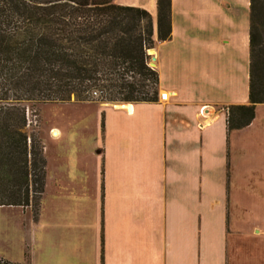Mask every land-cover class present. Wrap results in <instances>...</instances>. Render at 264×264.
<instances>
[{"label": "crops", "instance_id": "obj_1", "mask_svg": "<svg viewBox=\"0 0 264 264\" xmlns=\"http://www.w3.org/2000/svg\"><path fill=\"white\" fill-rule=\"evenodd\" d=\"M112 1L151 16L155 44L149 52L159 99L146 104L158 112L151 124L161 131L162 142L155 149L159 145L174 161L175 153L188 152L187 145L200 148L188 138L201 112L211 120L223 112L225 124L228 106L247 104L249 0H170V36L164 41H156L155 0ZM160 94L166 98L160 100ZM133 104L104 106L131 116ZM145 120H134V127L142 129ZM104 130L122 165L126 161L123 177L104 181L100 196L98 184L83 178L81 165L78 179L59 158L49 162L43 146L44 187L36 218L29 208L16 207L24 223L0 238V256L19 264H206L204 254L197 263L192 250L191 214L186 199L174 191L178 182L153 179L154 167L142 157L149 147L138 149L134 133L125 137L107 125ZM55 152L59 156L63 150ZM96 153L105 156L106 149Z\"/></svg>", "mask_w": 264, "mask_h": 264}, {"label": "trees", "instance_id": "obj_2", "mask_svg": "<svg viewBox=\"0 0 264 264\" xmlns=\"http://www.w3.org/2000/svg\"><path fill=\"white\" fill-rule=\"evenodd\" d=\"M156 41L170 36V0H155ZM151 16L112 0H0V206L31 207L43 193V147L25 105L155 103ZM247 104L226 108L225 131L247 126L264 104V0H249ZM151 87H154L152 89Z\"/></svg>", "mask_w": 264, "mask_h": 264}, {"label": "rangeland", "instance_id": "obj_3", "mask_svg": "<svg viewBox=\"0 0 264 264\" xmlns=\"http://www.w3.org/2000/svg\"><path fill=\"white\" fill-rule=\"evenodd\" d=\"M151 49L146 55L148 66L154 70ZM123 104L126 103H102L99 99L27 104L25 132L33 133L42 141L49 162L59 158L63 165L71 167L72 175L78 179L81 176L76 167L81 165L83 178L94 182L92 186L98 184L100 196L104 181L114 182L123 177L126 162L122 165L115 146L106 142L104 125L124 131L121 135L125 137L129 132L134 133L136 142L140 139L138 149L140 144L142 149L149 147L147 156L143 151L142 157L154 167L153 179L178 182L174 191L186 199L191 214L189 237L197 263L204 254L206 264H264V104L256 105L254 117L247 126L229 133L223 127V112L218 113L216 120L201 112L188 138L190 145L199 143L200 148L187 145L184 149L188 152L175 153L174 161L171 153L169 157L162 154L159 145L155 149L162 142L161 131L151 124L158 113L155 106L133 104L131 116L122 109L104 106ZM144 116L147 118L144 127L135 128L134 120L140 117L143 121ZM100 148L106 149L105 156L96 153ZM59 149L63 152L57 156L55 151ZM7 207L0 208V238L15 233L17 225L20 231L24 223L21 210H32L31 207H20L21 210Z\"/></svg>", "mask_w": 264, "mask_h": 264}, {"label": "built area", "instance_id": "obj_4", "mask_svg": "<svg viewBox=\"0 0 264 264\" xmlns=\"http://www.w3.org/2000/svg\"><path fill=\"white\" fill-rule=\"evenodd\" d=\"M165 99V94H160V100H164ZM0 264H11L7 261H5L2 257H0Z\"/></svg>", "mask_w": 264, "mask_h": 264}, {"label": "bare ground", "instance_id": "obj_5", "mask_svg": "<svg viewBox=\"0 0 264 264\" xmlns=\"http://www.w3.org/2000/svg\"><path fill=\"white\" fill-rule=\"evenodd\" d=\"M165 98H166V96H165ZM122 106L125 107L126 104L121 105V107H122ZM53 133H54L55 136L57 135V132H56V131H53Z\"/></svg>", "mask_w": 264, "mask_h": 264}]
</instances>
